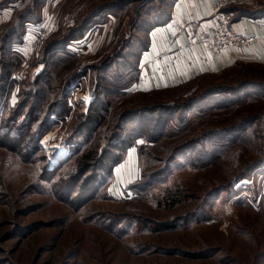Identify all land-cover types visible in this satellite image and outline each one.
<instances>
[{
  "label": "trees",
  "instance_id": "trees-1",
  "mask_svg": "<svg viewBox=\"0 0 264 264\" xmlns=\"http://www.w3.org/2000/svg\"><path fill=\"white\" fill-rule=\"evenodd\" d=\"M45 1L0 0V10L17 4L10 19L0 25V245L16 240L19 246L44 227L36 223L22 226L18 221L35 209L31 204L21 209V191L22 197L54 199L80 211L97 197L104 180L114 174L131 147L136 149L140 171L127 183L124 193L143 200L179 157L190 160L197 171L213 170L215 174L212 179L216 184L201 198L200 207L209 198L232 189L235 182L252 179L264 167V64L237 62L177 86L132 89L140 79L139 60L147 50L149 30L169 21L174 0H99L84 8L79 6L83 0H67L58 7L57 29L36 48V57L31 60V66L43 63L44 68L33 81L12 80L24 63L18 50L24 43L26 25L44 23ZM135 4L138 9L133 12ZM223 11L235 14L233 22L263 18L264 0H256L254 6L228 4ZM131 13L132 32L124 39L123 20ZM110 17L114 22L104 44L94 56L80 59L74 49L76 43L91 30H101ZM66 19L70 24L65 25ZM98 58L97 64L85 66ZM88 72L94 98L86 112L72 113L65 137L70 155L50 167L39 141L56 127L52 116L70 114L66 93ZM16 84L18 90L11 104L10 93ZM139 139L143 143H138ZM16 164L22 168L23 180L13 200L9 176ZM102 194L112 197L106 190ZM182 194L180 188H174L156 205L165 201L171 207L183 197L197 198L194 193ZM15 204L20 207L14 208ZM197 215L194 212L154 223L157 230L171 231ZM89 218L116 235L125 231L130 220L105 212ZM46 249L36 248L31 264L39 263ZM4 252L0 246V253ZM8 261L0 260V264Z\"/></svg>",
  "mask_w": 264,
  "mask_h": 264
},
{
  "label": "rangeland",
  "instance_id": "rangeland-1",
  "mask_svg": "<svg viewBox=\"0 0 264 264\" xmlns=\"http://www.w3.org/2000/svg\"><path fill=\"white\" fill-rule=\"evenodd\" d=\"M98 1L83 0L79 6L84 8ZM50 7L47 8L49 12ZM137 9L138 4H135L133 12ZM129 16H125L123 20L124 39H129L132 32L129 27L132 13ZM65 22L67 25L71 21L66 19ZM109 22L110 25H104L101 30L95 28L89 32L83 47L80 48V59L94 56L95 51L104 44L114 19L110 17ZM53 23L56 30L57 14ZM27 40L18 50L24 63L18 72L13 73L12 80L33 81L36 74L44 68L43 63L31 66V60L36 57L37 50L31 48ZM74 49L80 54L78 48ZM99 59L87 61L85 66L97 64ZM79 83V89L72 90L73 96L70 97L69 89L66 93V103L71 108L70 114L64 118L51 117L57 125L39 141L40 148L49 158L50 167L54 165V157L57 156L58 163L70 155V150L65 145V137L69 132L72 113L86 112L94 98V87L89 72L79 79ZM17 90L16 84L11 89V104L15 102ZM68 100L72 101V105L68 104ZM44 137L47 139L45 143ZM138 143L143 141L139 139ZM14 166L9 176L13 200L21 189L23 180L21 166ZM139 171L136 149L131 147L123 162L115 167L114 174L104 180L97 197L80 211H74L54 199L47 201L46 198L36 195L22 197L21 191L20 202L24 204L21 209L30 204L35 209L29 216L18 221L22 226L36 223L44 227H39L27 236L19 246H16V240L2 243L0 246L5 252L0 253V260L9 259L7 264H31L35 249L44 247L47 249L36 264H264V202L261 204V200H264V188L261 177H258L256 172L252 179L235 182L232 189L209 198L205 205L200 207L201 198L216 184L212 179L215 175L211 172L213 170L197 171L191 166L190 160L179 157L166 176L153 184L150 196L145 200L141 199L143 197L124 193L127 183L135 180ZM177 187L182 191V196L194 193L197 198L183 197L181 203H171V207H167L165 201L156 205V201L162 200L166 192ZM104 190L112 197H104ZM19 207L18 204L14 205V208ZM2 212L0 207V213ZM98 212L129 217L125 231L116 235L106 232L102 224L90 221L89 217ZM194 212H197V218L171 231L157 230L154 223L180 218Z\"/></svg>",
  "mask_w": 264,
  "mask_h": 264
},
{
  "label": "crops",
  "instance_id": "crops-1",
  "mask_svg": "<svg viewBox=\"0 0 264 264\" xmlns=\"http://www.w3.org/2000/svg\"><path fill=\"white\" fill-rule=\"evenodd\" d=\"M63 1L65 0H46L42 8L44 24H48L51 31L55 29L53 28L54 17L56 18L57 9ZM217 1H173L169 21L149 30L148 47L139 60L140 79L137 84L133 85V90L149 91L177 86L202 74L217 73L237 62L264 64V17L241 18L235 21L238 32L259 37L257 44L239 52L227 49L219 55L213 53V32L216 19L212 13V5ZM255 2L256 0H242L240 4L254 6ZM16 5L10 4L0 10V25L10 19ZM49 7L50 12L47 9ZM234 16L235 14H231L230 18ZM31 25L40 27L39 24ZM112 25L113 22L111 28ZM31 34L30 31L25 33L26 38ZM83 43L84 39L76 43L80 55ZM256 173L258 177H261L262 188H264V167ZM262 196L264 197V190Z\"/></svg>",
  "mask_w": 264,
  "mask_h": 264
},
{
  "label": "built area",
  "instance_id": "built-area-1",
  "mask_svg": "<svg viewBox=\"0 0 264 264\" xmlns=\"http://www.w3.org/2000/svg\"><path fill=\"white\" fill-rule=\"evenodd\" d=\"M242 0H218L212 5V13L216 19V26L213 32V53L219 55L222 51L230 49L233 51H243L259 42V37L256 35H244L237 31L236 23L230 18V15L225 13L223 9L228 4L240 3ZM55 20V17H54ZM37 26V25H36ZM40 27L26 25L25 33L30 31V37H24V42L27 40L28 45L36 49L40 47L48 38L49 34L53 31L49 28L48 24H39ZM79 80L69 87L70 97L73 96V89H79ZM87 94V90H85ZM74 100V99H72ZM68 104L72 105V101L68 100ZM53 117V116H52ZM56 160V159H55ZM57 163V160L54 164Z\"/></svg>",
  "mask_w": 264,
  "mask_h": 264
},
{
  "label": "bare ground",
  "instance_id": "bare-ground-1",
  "mask_svg": "<svg viewBox=\"0 0 264 264\" xmlns=\"http://www.w3.org/2000/svg\"><path fill=\"white\" fill-rule=\"evenodd\" d=\"M45 137H46V136H45ZM45 137H44V139H43V140H44V143H45V140H47V139H45ZM60 154H61V153H60ZM57 155H59V153H58ZM56 157H57V156H56ZM56 157L53 158V163L56 161V160H55ZM57 159H58V158H57Z\"/></svg>",
  "mask_w": 264,
  "mask_h": 264
},
{
  "label": "water",
  "instance_id": "water-1",
  "mask_svg": "<svg viewBox=\"0 0 264 264\" xmlns=\"http://www.w3.org/2000/svg\"><path fill=\"white\" fill-rule=\"evenodd\" d=\"M58 159H60V158H58Z\"/></svg>",
  "mask_w": 264,
  "mask_h": 264
}]
</instances>
